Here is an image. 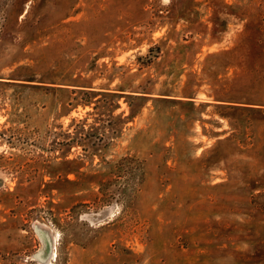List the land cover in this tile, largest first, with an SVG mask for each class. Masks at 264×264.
I'll list each match as a JSON object with an SVG mask.
<instances>
[{
	"label": "rangeland",
	"instance_id": "1",
	"mask_svg": "<svg viewBox=\"0 0 264 264\" xmlns=\"http://www.w3.org/2000/svg\"><path fill=\"white\" fill-rule=\"evenodd\" d=\"M0 264H264V0H0Z\"/></svg>",
	"mask_w": 264,
	"mask_h": 264
},
{
	"label": "trees",
	"instance_id": "2",
	"mask_svg": "<svg viewBox=\"0 0 264 264\" xmlns=\"http://www.w3.org/2000/svg\"><path fill=\"white\" fill-rule=\"evenodd\" d=\"M247 111H250V112H257L259 111L257 108L255 107H249V109H247Z\"/></svg>",
	"mask_w": 264,
	"mask_h": 264
}]
</instances>
